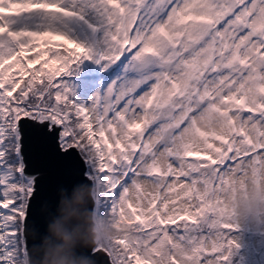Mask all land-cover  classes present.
Returning a JSON list of instances; mask_svg holds the SVG:
<instances>
[{
	"label": "snow or ice",
	"instance_id": "snow-or-ice-1",
	"mask_svg": "<svg viewBox=\"0 0 264 264\" xmlns=\"http://www.w3.org/2000/svg\"><path fill=\"white\" fill-rule=\"evenodd\" d=\"M34 157L78 166L114 234L65 223L75 187L37 228ZM241 200L264 202V0H0V264H45L49 225L90 264H264Z\"/></svg>",
	"mask_w": 264,
	"mask_h": 264
},
{
	"label": "water",
	"instance_id": "water-1",
	"mask_svg": "<svg viewBox=\"0 0 264 264\" xmlns=\"http://www.w3.org/2000/svg\"><path fill=\"white\" fill-rule=\"evenodd\" d=\"M33 167L39 169L40 180V195L30 205L31 222L37 228L46 229L50 213L53 211V206L58 207V202L61 196L62 189H72L75 185L83 180L78 166L68 165L50 161L47 159L33 158ZM90 196V189L87 186L75 187L71 194L66 195L64 202L61 205V216L66 217L65 223L68 221H76L77 226H82L81 230L89 237L95 231V221L86 210L87 199ZM52 226V225H51ZM49 233L53 241H58L60 247L57 249L56 244H52V254L46 255L45 262L51 264L53 259H60L67 256L70 260H75L77 264H82V258L75 256L74 250L81 243L79 236L66 238L65 233L59 232L55 227H50ZM45 251H48V244L44 246ZM59 255H56V252Z\"/></svg>",
	"mask_w": 264,
	"mask_h": 264
},
{
	"label": "clouds",
	"instance_id": "clouds-1",
	"mask_svg": "<svg viewBox=\"0 0 264 264\" xmlns=\"http://www.w3.org/2000/svg\"><path fill=\"white\" fill-rule=\"evenodd\" d=\"M257 211L264 212V202L257 203L253 201L249 203L247 201L241 200L237 208L238 218L243 222L247 218L254 217ZM50 227L53 226L50 225ZM114 232L115 229L110 226L107 221H104L102 227L99 230L93 231L92 239L89 242H100L106 236L114 234ZM57 234L60 235L59 232ZM45 264H47V261ZM51 264H77V262L75 260H70L67 256H65L60 259H53ZM82 264H90V261H88L86 257L82 258Z\"/></svg>",
	"mask_w": 264,
	"mask_h": 264
},
{
	"label": "trees",
	"instance_id": "trees-1",
	"mask_svg": "<svg viewBox=\"0 0 264 264\" xmlns=\"http://www.w3.org/2000/svg\"><path fill=\"white\" fill-rule=\"evenodd\" d=\"M93 221H95V226H94L95 227V230H97L96 229L97 224H99L98 225V229H100L102 227V225H103V222H104L103 220H99V219H98V222H96V220H94V219H93Z\"/></svg>",
	"mask_w": 264,
	"mask_h": 264
},
{
	"label": "rangeland",
	"instance_id": "rangeland-1",
	"mask_svg": "<svg viewBox=\"0 0 264 264\" xmlns=\"http://www.w3.org/2000/svg\"><path fill=\"white\" fill-rule=\"evenodd\" d=\"M96 222H98V219H96ZM98 225H99V224H97V227H96L97 230H99V229H98ZM94 229H95V227H94Z\"/></svg>",
	"mask_w": 264,
	"mask_h": 264
}]
</instances>
